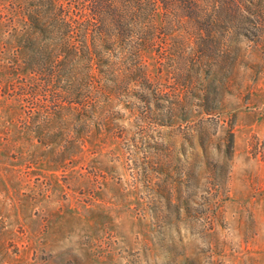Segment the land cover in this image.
Returning <instances> with one entry per match:
<instances>
[{"label": "rangeland", "instance_id": "rangeland-1", "mask_svg": "<svg viewBox=\"0 0 264 264\" xmlns=\"http://www.w3.org/2000/svg\"><path fill=\"white\" fill-rule=\"evenodd\" d=\"M242 7L210 36L159 16L136 66L120 38L71 82L0 72V264H264V0ZM29 78L36 109L5 85Z\"/></svg>", "mask_w": 264, "mask_h": 264}, {"label": "trees", "instance_id": "trees-1", "mask_svg": "<svg viewBox=\"0 0 264 264\" xmlns=\"http://www.w3.org/2000/svg\"><path fill=\"white\" fill-rule=\"evenodd\" d=\"M247 1L0 0V72L41 76L49 85L58 76L71 82L77 58L98 62L96 57L106 52L105 45L120 38L131 43L136 66L142 50L154 42L151 30L159 16L166 25L188 18L204 26L210 36L212 28H223L222 14L240 16ZM138 34L147 35L143 43L136 42ZM36 81L40 80L25 79L17 87L9 81L5 85L16 90L18 98L27 97L36 109L40 92L26 90ZM65 92L74 98V91ZM50 96L59 104L66 99L62 92Z\"/></svg>", "mask_w": 264, "mask_h": 264}]
</instances>
